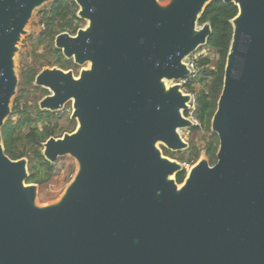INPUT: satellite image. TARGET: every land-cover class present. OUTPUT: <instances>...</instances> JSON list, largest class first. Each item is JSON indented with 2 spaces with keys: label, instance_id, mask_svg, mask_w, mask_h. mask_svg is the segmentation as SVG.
I'll list each match as a JSON object with an SVG mask.
<instances>
[{
  "label": "water",
  "instance_id": "95a60500",
  "mask_svg": "<svg viewBox=\"0 0 264 264\" xmlns=\"http://www.w3.org/2000/svg\"><path fill=\"white\" fill-rule=\"evenodd\" d=\"M54 1L0 0V264H264V0H77L103 16L106 69L138 65L144 83L108 70L81 81L57 69L38 77L54 94L41 108L74 99L78 122L44 144L46 161L70 157L77 170L43 206L27 184L28 160L6 155L2 129L19 45L35 12ZM216 1L238 8L211 122L217 162L202 157L179 184L184 165L159 145L189 150L180 131L196 124L183 115L193 96L169 82L191 76L189 57L213 36L200 20ZM57 47L68 54L66 35Z\"/></svg>",
  "mask_w": 264,
  "mask_h": 264
},
{
  "label": "flooded vegetation",
  "instance_id": "af4514ba",
  "mask_svg": "<svg viewBox=\"0 0 264 264\" xmlns=\"http://www.w3.org/2000/svg\"><path fill=\"white\" fill-rule=\"evenodd\" d=\"M51 10L52 4L47 10L43 11L39 19V27L37 29L34 27V34L36 35L38 44L37 51H39L40 57H38V61L36 60L32 65L25 67L21 77V95L14 101L12 114L9 118L12 122V127H10L11 136L9 137V140L12 141L16 151L23 153V157L18 159L11 158L6 152V142L3 138L5 153L12 161H19L21 159L28 160V171L30 176H32V169L33 167L35 168L38 161L35 157L36 150L40 151L42 154L44 144L48 140L51 138L60 139L66 134H73L77 129L78 123L77 120L72 119L75 109L74 99L68 101L59 110H51L53 109L52 107H54L53 104L50 105L51 109L46 108V110H43L41 108V103L54 95L50 88L37 83L38 77L44 71L57 69L70 74L74 81H81L82 76H101L103 73H106V70H108L109 73L118 76L119 80L126 81L127 83H144L145 71L138 65L116 67L115 72L111 71L113 65L106 69V58L102 56L103 16H101V13L95 6L86 9L83 8L77 0H67V10L65 15L52 16L50 14ZM203 25L204 24L199 23V26L202 27ZM60 35H66L68 46L67 55H65L63 49L57 47V38ZM206 47H209V42ZM203 48H200L199 50ZM204 54L205 57H203ZM193 57L199 58L197 62L198 68L202 73L203 71H206L207 79L202 80V77H199L197 80L193 81L189 79L190 77H186L179 82H169V84L174 85L181 84V91L193 96L190 103L191 110L183 113L185 117L193 120L196 124L194 129L188 130L190 132L196 131L200 126L196 116L199 112L197 97L194 95L193 87L198 81L200 83H205L206 85L210 84L212 80L211 72L216 71V66L214 67L212 64L205 67L200 66V61L207 59V54L205 52H202L197 56L193 54L189 57V62ZM218 59L219 57H217V61ZM187 66L191 71L189 64ZM83 83H90V81H83ZM31 94L35 95V99H38L37 103L34 102L35 99H31ZM195 102L196 107L194 106ZM68 106L71 107L72 114L67 121L70 125V128L67 130L62 128L61 124L65 119L64 115H62L63 111L66 110ZM183 131L184 130L180 131V133ZM43 139L46 140L43 142ZM162 148L167 151L164 146H162ZM29 179L27 180L28 185H45L30 183Z\"/></svg>",
  "mask_w": 264,
  "mask_h": 264
},
{
  "label": "trees",
  "instance_id": "16d2710c",
  "mask_svg": "<svg viewBox=\"0 0 264 264\" xmlns=\"http://www.w3.org/2000/svg\"><path fill=\"white\" fill-rule=\"evenodd\" d=\"M162 1V0H160ZM67 0H57L52 3V10L50 14L52 16H62L66 14ZM238 15V8L235 5H226L222 1H216L210 5L203 14L200 24L210 23L213 29V36L209 41V47L214 49L218 54V61L215 63L216 71L211 72V83L207 86V91H201L197 96V106L199 112L196 114L200 126L197 130L211 131V122L214 114L217 110V104L221 96L225 67L227 62L228 53L233 36V28L231 21ZM212 64L210 59H203L200 61V66L205 67ZM206 71L202 73V80H206ZM10 127L12 122L7 121L6 125L2 129L4 141L6 142L5 148L7 154L13 158L18 159L23 157V153H20L14 149L12 141L9 140ZM196 130V131H197ZM212 139L207 146V156L211 165L216 163V154L219 148V140L217 135L212 134ZM46 139H43L44 142ZM10 141V142H9ZM35 157L38 159L37 165L32 169V176H30L29 182L36 184H48L56 176V168L53 164L45 160L40 151L36 150ZM199 159L193 161L195 164ZM185 162V159L182 158ZM187 172H183L177 176V182L182 184Z\"/></svg>",
  "mask_w": 264,
  "mask_h": 264
},
{
  "label": "rangeland",
  "instance_id": "374dc122",
  "mask_svg": "<svg viewBox=\"0 0 264 264\" xmlns=\"http://www.w3.org/2000/svg\"><path fill=\"white\" fill-rule=\"evenodd\" d=\"M166 0H162V3H164ZM53 2H50L44 6H42L40 9H38L33 19L30 23V26L28 28V35L23 37L20 45H19V52L16 56V64H17V74L19 79L18 89L16 96L14 98V101L21 95V77L22 73L25 70V67L28 65H32L34 61H38V57H40L38 47H37V40L36 35L34 34V27L37 29L39 27V19L43 13V11L47 10L50 5ZM35 35V36H34ZM35 37V38H33ZM202 52H205L207 54V58H209L212 61V66L215 67V63L217 62L218 54L215 50L210 49L209 47L203 48L199 50L194 55H199ZM205 57V54L204 56ZM202 77V72L200 75V78ZM207 86L205 83H200L199 81L194 85V95L197 97L201 91H207ZM31 99H35V95L31 94ZM29 97V95H28ZM14 101L13 105L14 106ZM38 99H35L34 102L37 103ZM33 102V101H32ZM194 106L196 107V102L194 103ZM72 111L71 107H67L66 110L63 111V114L65 119L62 121L61 127L64 129H69L70 125L68 124V118L71 116ZM187 118V117H186ZM78 127V123H77ZM183 140L189 144V150L184 152H171L167 149L165 151L162 148V145H159L160 149L162 148V152L164 156L174 160L178 161L179 163H182L186 169V172H189L191 167L195 164L193 161L197 159H201L202 157H207V146L209 141L212 139V131H188L184 130L180 133ZM182 158L185 159V162L182 161ZM198 160V161H199ZM54 167L56 168V176L53 178L51 182L48 184H45L44 186H38V204L39 205H49L54 202H57L65 193L67 187L71 183L76 170H77V164L76 161L70 157H65L62 159H59L58 162L54 164Z\"/></svg>",
  "mask_w": 264,
  "mask_h": 264
},
{
  "label": "built area",
  "instance_id": "2783aa9c",
  "mask_svg": "<svg viewBox=\"0 0 264 264\" xmlns=\"http://www.w3.org/2000/svg\"><path fill=\"white\" fill-rule=\"evenodd\" d=\"M198 60L199 58L193 57L190 62H188L189 67L191 69V76H189V79L193 81L197 80L201 75V71L199 70L197 65Z\"/></svg>",
  "mask_w": 264,
  "mask_h": 264
}]
</instances>
